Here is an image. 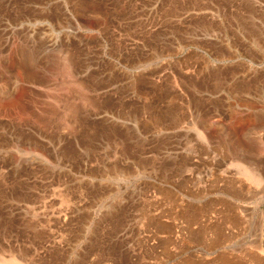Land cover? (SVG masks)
Masks as SVG:
<instances>
[{
  "label": "rangeland",
  "instance_id": "374dc122",
  "mask_svg": "<svg viewBox=\"0 0 264 264\" xmlns=\"http://www.w3.org/2000/svg\"><path fill=\"white\" fill-rule=\"evenodd\" d=\"M5 262L264 264V0H0Z\"/></svg>",
  "mask_w": 264,
  "mask_h": 264
},
{
  "label": "bare ground",
  "instance_id": "6f19581e",
  "mask_svg": "<svg viewBox=\"0 0 264 264\" xmlns=\"http://www.w3.org/2000/svg\"><path fill=\"white\" fill-rule=\"evenodd\" d=\"M245 172V174L247 175V172L246 171H244ZM249 174V173H248ZM252 175V177H254V175L253 174H251ZM254 180H258V178H256V176L254 177ZM9 260V259H8ZM13 261H9V262H7V263H12ZM6 263V262H5ZM6 263V264H7Z\"/></svg>",
  "mask_w": 264,
  "mask_h": 264
}]
</instances>
